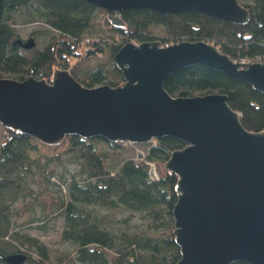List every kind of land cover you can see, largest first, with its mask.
Here are the masks:
<instances>
[{"label": "trees", "instance_id": "trees-1", "mask_svg": "<svg viewBox=\"0 0 264 264\" xmlns=\"http://www.w3.org/2000/svg\"><path fill=\"white\" fill-rule=\"evenodd\" d=\"M238 2L250 15L244 25L221 22L201 13L161 15L150 9H128L119 12L124 27L114 28L104 10L78 0H0V78L33 77L49 81L53 70L61 69L69 71L85 87H116L123 78L113 56L129 42L159 41L160 45H171L203 41L233 61L255 57L264 61V0ZM97 12L103 15L110 32L108 38L89 39L84 34L95 25ZM18 13L25 14L28 22L40 21L48 28L47 42L32 54L14 44L21 39L14 27ZM39 33L35 30L30 36L35 38ZM163 88L171 96L225 94L229 107L239 113L241 125L247 131H264V94L240 79L196 64L169 74ZM32 140L0 125L2 255L22 253L27 256V264H58L50 261L42 242L12 227L34 222L28 213L33 202L41 207L37 221H48L52 212L46 213L47 207L39 198L50 196L55 197L56 209L63 217L61 238L75 247L78 262L175 264L178 261L179 249L172 235L176 177L164 169V164L170 153L182 149L185 142L172 137L155 139V145L147 147L143 160H134L119 153L124 148L119 143L102 137L78 136H67L54 147L51 156L32 157L30 154L35 150ZM148 161L157 164V180L149 178ZM65 162L73 164L74 171L67 177L64 173L57 175L55 167ZM62 182L65 194L53 196L51 187L55 183L61 186ZM18 204L25 208H15ZM127 211L139 215V226L129 227L125 216L118 217V213Z\"/></svg>", "mask_w": 264, "mask_h": 264}, {"label": "water", "instance_id": "water-1", "mask_svg": "<svg viewBox=\"0 0 264 264\" xmlns=\"http://www.w3.org/2000/svg\"><path fill=\"white\" fill-rule=\"evenodd\" d=\"M78 1L104 10L114 28L124 27L119 12L128 9L201 13L238 25L250 19L238 0ZM14 44L30 50L35 40ZM113 59L123 78L116 87H85L61 69H54L49 81L0 78V125L54 147L67 136L131 144L163 137L185 142L164 164L176 177L175 264H264V131H247L225 94L171 96L163 88L169 74L199 64L264 94V62H234L203 41L166 47L159 41L129 42ZM0 260L24 264L27 256L0 253Z\"/></svg>", "mask_w": 264, "mask_h": 264}, {"label": "rangeland", "instance_id": "rangeland-1", "mask_svg": "<svg viewBox=\"0 0 264 264\" xmlns=\"http://www.w3.org/2000/svg\"><path fill=\"white\" fill-rule=\"evenodd\" d=\"M102 17H103L102 13L97 12L95 14V18H94L95 25L93 27L88 28V30L84 32L87 38L89 39L90 38L92 39L108 38V36L110 35V32L107 26L104 24ZM15 18H16V25L14 27L19 33L20 38L22 40H26L29 37H31L30 33L35 30H39L40 32L38 35H36L35 38L33 37L35 40V46L31 50L27 51V53L32 54L34 51L41 49L47 42L48 35L45 32H46V29L48 28L44 26L43 23L40 21L28 22L26 15L23 13L15 14ZM115 38L119 40L118 36H115ZM32 144L35 147V150L31 152L30 154L32 157L51 156L55 151L54 146H48V145L42 144L36 141L35 139L32 140ZM138 148H141L143 152L146 150V147L142 148V146H140ZM120 151L121 152L119 153H121L125 157H131V158L133 157L134 160H139L138 157L140 156V154L142 155L139 149L137 151L136 150L134 151L133 149L124 147L120 149ZM153 163L155 166L156 173L158 174V177H159L157 164L155 162ZM74 169L75 167L71 163L60 164L55 167L57 175H59L60 173H64L66 177L68 174L73 172ZM55 180L61 183L58 177H55ZM35 189H36V186H35ZM51 189H52L51 192H53V196L56 194H59L61 196L65 194L66 192L65 183L63 182L61 186L58 185V183H55V186H52ZM59 191H61V193H59ZM53 198L50 196H40L39 198L40 201L43 204H45V207H47L48 211L46 213L50 214V212H52V216L48 221H42V222L37 221L38 220L37 218L39 217L41 213L39 209L41 207L40 205L33 202L32 203L33 205H31L32 208L30 207L28 213L31 214V219L34 220V222L24 224L19 227H17L16 225H13L12 227L15 231L19 232L20 234H27L31 237L37 238L40 242H42V244L48 249L49 258L51 262L58 263V264H85V263L78 262L75 259L74 257L75 247L71 243L62 240L61 238L63 217L58 214V211L56 209L57 206L55 205L56 204L55 199ZM29 206L26 205V207H29ZM14 207L17 209L18 208L23 209L25 208V205L18 204V205H15ZM121 216H125L127 218V225L129 227L139 226L141 224L139 215L136 212L127 211L124 214L118 213V217L121 218ZM31 257L35 258V254L31 253ZM0 264H4V263L0 262ZM24 264H27V263L25 262Z\"/></svg>", "mask_w": 264, "mask_h": 264}, {"label": "built area", "instance_id": "built-area-1", "mask_svg": "<svg viewBox=\"0 0 264 264\" xmlns=\"http://www.w3.org/2000/svg\"><path fill=\"white\" fill-rule=\"evenodd\" d=\"M162 47H166V46H169V44H164V45H161ZM234 62H239V63H244V64H248V63H254V62H264L262 61L260 58H251V59H240L239 61H234ZM122 147H125V148H130V149H133L134 151L136 150H140V152L142 153V155L140 154V156L138 157L139 160H143V158L145 157V152L147 150V147H151V146H154L155 145V139H151L148 143L146 144H131L129 142H120L119 143ZM142 146L143 147H146V150L143 152V150L141 148H138ZM138 153V152H137ZM146 165L148 166V175H149V178L151 180H157L158 179V174L156 173V170H155V166H154V163L152 161H148L146 162Z\"/></svg>", "mask_w": 264, "mask_h": 264}]
</instances>
